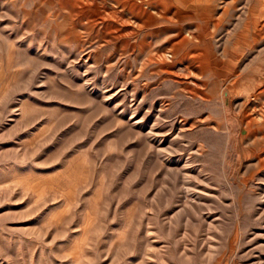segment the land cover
<instances>
[{"label": "rangeland", "instance_id": "rangeland-1", "mask_svg": "<svg viewBox=\"0 0 264 264\" xmlns=\"http://www.w3.org/2000/svg\"><path fill=\"white\" fill-rule=\"evenodd\" d=\"M0 264H264V0H0Z\"/></svg>", "mask_w": 264, "mask_h": 264}, {"label": "bare ground", "instance_id": "bare-ground-1", "mask_svg": "<svg viewBox=\"0 0 264 264\" xmlns=\"http://www.w3.org/2000/svg\"><path fill=\"white\" fill-rule=\"evenodd\" d=\"M145 16V15H144Z\"/></svg>", "mask_w": 264, "mask_h": 264}]
</instances>
